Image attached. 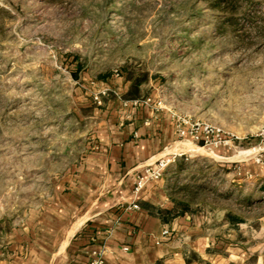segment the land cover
Listing matches in <instances>:
<instances>
[{
  "label": "rangeland",
  "instance_id": "rangeland-1",
  "mask_svg": "<svg viewBox=\"0 0 264 264\" xmlns=\"http://www.w3.org/2000/svg\"><path fill=\"white\" fill-rule=\"evenodd\" d=\"M216 1L0 0V229L50 195L108 101L199 129L207 144L178 138L145 167L164 161L179 202L264 165V0Z\"/></svg>",
  "mask_w": 264,
  "mask_h": 264
},
{
  "label": "crops",
  "instance_id": "crops-1",
  "mask_svg": "<svg viewBox=\"0 0 264 264\" xmlns=\"http://www.w3.org/2000/svg\"><path fill=\"white\" fill-rule=\"evenodd\" d=\"M102 106L50 195L0 229V264H90L95 253L104 264H264V165L227 166L233 179L208 202H179L164 178L137 191L145 167L182 143L148 102Z\"/></svg>",
  "mask_w": 264,
  "mask_h": 264
},
{
  "label": "built area",
  "instance_id": "built-area-1",
  "mask_svg": "<svg viewBox=\"0 0 264 264\" xmlns=\"http://www.w3.org/2000/svg\"><path fill=\"white\" fill-rule=\"evenodd\" d=\"M96 101L99 105H101V101L98 98H96ZM139 103L140 102L138 101H135L130 104L124 103V107L125 108H128L130 106L137 107ZM207 130L208 129L205 128L202 131L207 133ZM177 137L182 141L189 140L194 143H204V145L207 144L205 138L202 135H200L199 129L194 128V127H191V128L179 127L177 129ZM166 166L167 165L164 163V161H160L155 168L145 169L144 174L140 175V177H138L137 179L136 190L137 191L141 190L148 181H155L161 178ZM135 208H138V207L135 206ZM94 256L95 257L92 259L90 264H104L103 253H95Z\"/></svg>",
  "mask_w": 264,
  "mask_h": 264
},
{
  "label": "trees",
  "instance_id": "trees-1",
  "mask_svg": "<svg viewBox=\"0 0 264 264\" xmlns=\"http://www.w3.org/2000/svg\"><path fill=\"white\" fill-rule=\"evenodd\" d=\"M227 0H218L216 2L212 3V6H216V8H219L222 4L226 3ZM78 69H80V67H78ZM77 76V74L75 73V77ZM139 85V84H138Z\"/></svg>",
  "mask_w": 264,
  "mask_h": 264
}]
</instances>
